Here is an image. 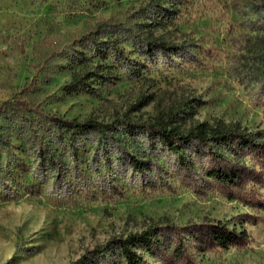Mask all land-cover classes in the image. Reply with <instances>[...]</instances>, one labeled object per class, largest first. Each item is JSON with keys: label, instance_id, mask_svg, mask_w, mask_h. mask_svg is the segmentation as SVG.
I'll use <instances>...</instances> for the list:
<instances>
[{"label": "rangeland", "instance_id": "rangeland-1", "mask_svg": "<svg viewBox=\"0 0 264 264\" xmlns=\"http://www.w3.org/2000/svg\"><path fill=\"white\" fill-rule=\"evenodd\" d=\"M83 68L93 92L67 94ZM182 100L181 130L234 124L264 144V0H0V264H127L116 239L163 219L247 231L203 264H264V210L197 192L200 173L134 126ZM52 116L114 129L73 152Z\"/></svg>", "mask_w": 264, "mask_h": 264}, {"label": "trees", "instance_id": "trees-1", "mask_svg": "<svg viewBox=\"0 0 264 264\" xmlns=\"http://www.w3.org/2000/svg\"><path fill=\"white\" fill-rule=\"evenodd\" d=\"M149 46L162 50L175 49L168 48L167 43L154 37ZM93 76L87 68L74 71L65 86L66 93H92L90 78ZM186 106L185 100L173 103L157 110L149 123L134 126L155 134L183 167L187 177L192 179V175L200 173V182L192 179L198 183L195 186L197 192L216 191L251 210H264V199L260 194L264 190V144L257 142L260 139L258 133L221 122H195L181 130L182 115L187 114L184 111ZM50 118L67 129V144L73 152L76 151V138L80 133L114 129L112 124L104 125L93 120L78 122L60 116ZM190 143L196 145V151L192 154L193 159L188 161L184 148ZM247 156L250 165L246 164ZM246 218L250 219L251 215H246ZM248 241L245 229H229L221 221L204 219L179 225L163 219L150 220L141 231L117 238L116 244L127 264H139L137 249L149 255H158L161 264H203L200 255L217 249L244 248Z\"/></svg>", "mask_w": 264, "mask_h": 264}]
</instances>
